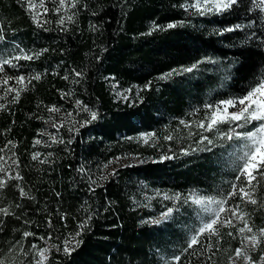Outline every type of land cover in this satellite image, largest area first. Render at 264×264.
Instances as JSON below:
<instances>
[{
  "label": "trees",
  "instance_id": "obj_1",
  "mask_svg": "<svg viewBox=\"0 0 264 264\" xmlns=\"http://www.w3.org/2000/svg\"><path fill=\"white\" fill-rule=\"evenodd\" d=\"M183 2L80 0L72 9L78 12L75 23H66L67 30H61L52 0H44L49 11L41 19L49 23L43 27L32 21L26 10L27 0H0V29L5 37L0 41V58L10 57L19 49L28 53L47 49L38 59L20 61L18 69L6 66L8 75L42 76L21 92L18 102H11V97L0 99V106H5L0 107V147L9 140L15 143L11 152L2 155L7 158L15 153L24 177L20 182L9 181L0 190V206L20 216L19 220L0 216V254L9 258L7 264H19L21 260L27 264L20 247L11 250L18 241L23 240L25 252L30 251L32 243L44 247L45 241L38 237L49 233L53 235L49 243L61 244L88 217L91 219L77 237L82 243L76 250L65 255L53 249L47 264H176L172 258L177 255L179 264H230V257L240 246L239 226L219 229V237L212 238L215 255H201L199 245L195 253L184 251L200 226L202 211L191 204L150 200V195L156 191L185 196L197 191L217 198L228 195L236 175L233 153L238 150L220 141L211 146V151L183 155V148L202 149L205 145L196 143L197 136L189 137V130L179 121L195 120L197 117L189 113L196 108H201L202 116L206 102L241 95L264 71V20L260 18L264 14L249 12V0H242L231 14L200 17L188 15L179 7ZM33 3L39 5L40 0ZM33 11L43 10L37 7ZM252 20L256 21L254 27L243 32L219 36L214 31ZM179 21L183 26L147 34L153 24ZM246 35L251 38L244 44ZM207 56L217 62L161 79L173 69L191 66ZM73 69L82 71L83 78L76 77ZM9 83L14 85V81ZM129 89L127 100L117 95ZM66 92L71 95L62 98ZM77 100L97 111L98 119L80 128L79 134H70L67 128L71 118H66V113L72 112L78 120L86 116L76 114ZM52 106L60 112L50 113L48 108ZM59 115L64 116L65 127L57 133L52 124ZM44 132L62 137L65 143L45 147L43 142L48 137L41 135ZM146 133L157 134L159 142L138 139ZM166 135H172L173 140H165ZM38 139L42 143L33 147ZM69 139L72 143L66 146ZM34 152L42 153L41 159L47 157L48 162L33 161ZM165 156L174 158L163 159ZM128 157L143 162L115 165L118 158ZM16 183L35 199H21L12 186ZM255 188L259 203L250 206L248 217L260 228L264 227V182L259 181ZM235 202L245 204L239 196ZM167 207L175 209L169 220L146 222L159 217ZM49 219L53 228L47 226ZM24 231L36 236L23 239ZM229 231L237 238L228 236ZM200 239L204 241V237ZM251 255L256 260L261 251Z\"/></svg>",
  "mask_w": 264,
  "mask_h": 264
},
{
  "label": "snow or ice",
  "instance_id": "obj_2",
  "mask_svg": "<svg viewBox=\"0 0 264 264\" xmlns=\"http://www.w3.org/2000/svg\"><path fill=\"white\" fill-rule=\"evenodd\" d=\"M55 7L52 9L54 14L58 17L57 25L61 30H67L66 23H75V17L78 12L72 11L76 9L80 0H52ZM242 0H184L179 7L188 15H196L200 17L205 16H224L225 14H231L236 8H239ZM37 7L42 9L41 12H35ZM31 16L32 21L37 27H43L44 24L49 23L47 19H41L42 16H46L49 9L45 6L44 0H40L39 5L33 3V0H27V9ZM257 11L260 14H264V0H249L248 11ZM63 13V15H61ZM97 13H93L96 15ZM261 20H264V15H261ZM256 21L252 20L247 24L235 23L229 24L221 29L214 30L217 35L223 36L226 33L243 32L245 29H251L254 27ZM184 22H170L166 25L153 24L148 35L153 31H165L173 29L178 26H183ZM95 28V26H93ZM47 30V29H45ZM252 36L255 35L253 32ZM251 36L246 35V39L242 42L248 43ZM2 29H0V41H4ZM17 49L19 46H16ZM47 49L41 50L40 52L28 53L23 49H19L10 57L0 58V89L3 90V95H0V99H8L11 97V102H18L20 94L23 91L28 90V85L33 81H39L42 76L41 74L34 73L28 76L23 74L20 75H8L6 66L12 69H18L20 67V61H32L38 59ZM217 61L211 56H207L197 61L188 67H182L179 69H173L169 73L161 77V79L170 78L173 74L183 75L185 73H191L199 70L201 64H215ZM76 77L83 78L82 71H76L73 69ZM63 79H69L68 76H64ZM224 79H228L227 76ZM10 81H14V85H10ZM74 83L78 81H73ZM150 88V84L145 86ZM126 91H130L126 90ZM14 94V95H13ZM71 93H62V98L70 96ZM117 95L122 99H127L125 92H118ZM5 107V106H0ZM76 114L85 113L86 116L83 119H76L72 112L66 113V118L70 119L71 126L67 128V131L75 134H79V129L88 126L93 121L98 119L97 111L89 108L83 103V101H75ZM50 113H59L60 109L52 106L48 108ZM203 115L200 116L201 108L194 109L193 112L189 113L190 116H196L195 120H184L181 119L179 123L187 128L188 136H197L196 143L205 145L204 148H183L181 152L183 155H189L195 151H211V146H217V142L223 141L225 143L233 144L238 152H234L235 159L232 161L233 167L236 170L235 181L231 184L230 191L227 196H221L217 198L213 195L201 194L197 191H192L186 196L182 193H174L169 195L163 194V200L172 201L174 203L191 204L199 208L204 213H207L211 218L204 222L198 229L195 230V234L188 240L184 251L189 249L193 253L198 251L197 245L203 250L201 255L211 253L215 255L213 251L214 245L212 243L213 237H219L220 227L233 228L236 225L233 223L237 220L243 224V226L237 229L239 234L240 246L235 248L234 255L230 257V264H237L239 260H243L244 264H264V249L260 248V245L264 243V227L256 228L252 225L249 219H245L248 216L247 212H242L240 203L235 202V197L239 196L241 202L250 203L252 205L257 204V200L252 198V194L255 190L256 184L259 183L260 179H264V71H261L251 81L241 95L230 96L215 102H206L203 105ZM47 123V121H46ZM193 125L195 130H193ZM52 126L59 133L61 128L65 127V119H61L59 123L53 122ZM244 131H241V130ZM207 133H211L209 136ZM41 135H46L48 141L43 142L45 147H51L52 145L65 143L62 137H59L51 132H44ZM155 133L143 134L138 139L143 140L145 143L149 139H155ZM165 140L172 141V135H166ZM41 140H35L33 147L40 145ZM72 140L69 139L66 143L70 144ZM222 146V145H220ZM15 148V143L11 140L7 141L3 147H0V190H3L8 186L9 181H23L24 177L20 174V162L15 153L5 158L3 153L11 152V149ZM52 153H48L51 156ZM42 153L34 152L31 156L33 161H39L41 164L47 163V157L41 159ZM174 156H165L163 159H173ZM119 159V158H118ZM9 161L11 163H9ZM127 167L128 165H124ZM81 171H83L81 169ZM14 173V174H13ZM115 175V172L112 173ZM101 180L105 177H101ZM256 182V184H254ZM96 183V181H92ZM18 189L19 197L21 199L34 200L35 197L31 196L25 191L24 187L20 183L12 185ZM95 189H92L94 191ZM159 195V193H157ZM232 200L233 203H229ZM17 208L21 205L17 204ZM174 207H167L166 211L161 212L160 216L154 220L146 222L160 224L169 220L174 212ZM224 214V215H222ZM0 216H14L17 220L20 216L13 211H10L9 207L0 206ZM61 219H66V214L61 215ZM91 217H88L90 220ZM88 220L81 221L77 225V231L69 233L67 237L63 239L61 244L49 243L53 240L52 233H49L47 237L40 236L38 239L45 241L44 247H39L37 244L32 243L29 245L30 251L25 252L22 244L23 240L18 241L12 246L11 250H15L16 247H20L21 254L27 259V264H47L48 258L52 250L57 252H63L65 255H71L76 247L79 246L82 241L78 240L83 230L88 225ZM0 223L3 220L0 219ZM25 224L29 221H24ZM47 226L53 228L51 219L47 221ZM55 231V229H54ZM228 236L236 239V235L229 231ZM36 233L24 231L22 233L23 239L28 237H35ZM200 237H204V241H201ZM257 250L261 251V255L258 259L254 260L251 253ZM216 251H219L217 248ZM212 255L208 256V260L212 259ZM8 257L4 254H0V264H7ZM176 264H179L180 256H174L172 258ZM19 264H24V261H19ZM168 264V262H166Z\"/></svg>",
  "mask_w": 264,
  "mask_h": 264
},
{
  "label": "rangeland",
  "instance_id": "obj_3",
  "mask_svg": "<svg viewBox=\"0 0 264 264\" xmlns=\"http://www.w3.org/2000/svg\"><path fill=\"white\" fill-rule=\"evenodd\" d=\"M124 92V90H120V91H118V92ZM117 92V93H118ZM125 94H126V96H127V99L130 97V92L129 91H126L125 92ZM126 99V100H127ZM125 100V99H124ZM64 118V116H62V115H59L58 116V119H57V122L56 123H59L60 122V120L61 119H63ZM194 126V125H193ZM181 127H184L183 125H181ZM195 127V126H194ZM207 135H209V133H207ZM142 136V135H141ZM159 139H160V137H158V135L156 134L155 135V139H149L148 140V142L147 143H149V142H153L154 144H157L158 142H159ZM143 141V140H142ZM238 150V149H237ZM143 162V160H141L140 158H136V157H128V158H123V159H118V160H116L115 161V165H132V164H141ZM259 181H263L264 182V179H260ZM255 183V182H254ZM157 193H159V195H157ZM165 193H167V194H169V195H172V194H170L169 192H164V191H156V192H154L153 194H151L150 195V200H154V199H160V200H163V194H165ZM255 193H256V188H255V190H254V192H253V194H252V198H254V199H256L257 200V202H258V197L255 195ZM164 201V200H163ZM240 203V202H239ZM245 203V202H244ZM259 203V202H258ZM190 204V203H189ZM250 206L252 207V204H250V203H245L244 205H242L241 203H240V207H241V211L242 212H247L248 214H249V211L250 210H248V209H250ZM196 207V206H195ZM202 215H204L203 216V218H202V220L200 221V226L204 223V222H206L208 219H210L211 217L207 214V213H204L203 211H202ZM222 215H224V214H222ZM245 219H249V217L248 216H246L245 217ZM249 221H250V219H249ZM233 223L236 225V226H239V227H241V226H243V224L241 223V222H239V221H237V220H234L233 221ZM250 223H251V221H250ZM199 226V227H200ZM220 228H222V227H220ZM260 246H264V243H262ZM237 264H244V261L241 259V260H239L238 262H237Z\"/></svg>",
  "mask_w": 264,
  "mask_h": 264
}]
</instances>
